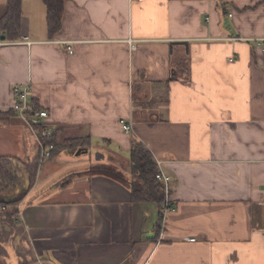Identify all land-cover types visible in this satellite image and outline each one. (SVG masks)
<instances>
[{
	"label": "crops",
	"instance_id": "1",
	"mask_svg": "<svg viewBox=\"0 0 264 264\" xmlns=\"http://www.w3.org/2000/svg\"><path fill=\"white\" fill-rule=\"evenodd\" d=\"M27 83L58 138L128 164L143 143L174 211L158 231L159 208L109 179L77 169L37 198L35 180L18 206L24 264H264V0H65L53 39L42 1L21 0L19 39L0 33V114ZM11 118L0 156L32 160Z\"/></svg>",
	"mask_w": 264,
	"mask_h": 264
},
{
	"label": "trees",
	"instance_id": "2",
	"mask_svg": "<svg viewBox=\"0 0 264 264\" xmlns=\"http://www.w3.org/2000/svg\"><path fill=\"white\" fill-rule=\"evenodd\" d=\"M41 1L46 9L47 35L49 39H53L61 30L65 0ZM20 27L21 0H6V13L0 19V33L4 35L6 41L14 42L19 39ZM9 117H15L14 113L0 114V122ZM57 134L55 131L52 140L55 145L54 156L62 147L65 149L64 152L73 155H76L77 152H79V156L89 153L91 144L87 137L60 139ZM37 173L38 161L36 156L27 164L12 157L0 156V264H6L7 248H13L17 257L26 256L29 252L22 249V246L27 243V238L19 220L18 206L21 202L20 196L25 193V186L28 185L29 189L32 188ZM90 173L109 179L128 189L133 203H154L161 211L157 224V230H160L162 210L166 206L167 195L164 186L156 180V175L159 173L157 163L143 143L136 138L131 140L129 174L133 178L132 180L125 179L122 174L110 167L95 169ZM24 175H26L25 181ZM14 192L18 194L15 196L17 200L13 202L7 203L1 198L3 195ZM15 240H17L16 245Z\"/></svg>",
	"mask_w": 264,
	"mask_h": 264
},
{
	"label": "built area",
	"instance_id": "3",
	"mask_svg": "<svg viewBox=\"0 0 264 264\" xmlns=\"http://www.w3.org/2000/svg\"><path fill=\"white\" fill-rule=\"evenodd\" d=\"M67 51L69 55L73 53L71 48H67ZM11 94L13 99L11 112L24 125L29 137L33 141L39 170L45 162H48L54 156L55 145L52 140L55 130L51 127L47 111L35 105L33 101V89L30 83L14 86ZM123 131L125 134H130L132 126H124ZM156 180L164 186L167 195V203L162 210V217H165L166 214L174 211V207L169 200V180L160 171L156 175ZM189 241L193 242L194 240Z\"/></svg>",
	"mask_w": 264,
	"mask_h": 264
},
{
	"label": "rangeland",
	"instance_id": "4",
	"mask_svg": "<svg viewBox=\"0 0 264 264\" xmlns=\"http://www.w3.org/2000/svg\"><path fill=\"white\" fill-rule=\"evenodd\" d=\"M138 104V102L135 103V105ZM10 120H17L16 118H11ZM19 123L20 121L17 120ZM21 124V123H20ZM22 125V124H21ZM32 140V139H31ZM32 145V144H31ZM64 147L58 151V155L54 156L51 160L48 162H45V164L38 170V175L36 177V185H35V194L33 197L37 198L39 197L38 194L43 191L45 188H48V186L55 184V186H63L66 187L69 180H71L73 176H75V173L77 169L79 170H86L87 173H89V176H91L92 172L95 169H100L102 167H110L117 171L112 165H115V167H120L123 170H128V163H125L123 160L120 161L117 158L110 155V152H105L104 150L91 148L89 153L82 154L80 156H75L73 154L64 152ZM70 155L67 158H64L65 155ZM22 163H26L27 159H21L19 160ZM112 166V167H111ZM41 170V171H40ZM127 176H124L127 180H132L131 176L129 174H125ZM23 179L25 181L26 175L23 176ZM51 190V189H50ZM18 192V190H17ZM17 192H14L12 194H7L1 196L4 200H13L16 199ZM50 196V195H49ZM17 240H15L16 245ZM9 254H7V257L5 259L6 264H15L16 261H21V264H24V257L19 256L17 260L12 261L13 259H16L11 252H13V249H8L7 251ZM14 253V252H13Z\"/></svg>",
	"mask_w": 264,
	"mask_h": 264
},
{
	"label": "water",
	"instance_id": "5",
	"mask_svg": "<svg viewBox=\"0 0 264 264\" xmlns=\"http://www.w3.org/2000/svg\"><path fill=\"white\" fill-rule=\"evenodd\" d=\"M76 156H79V152L76 153ZM29 190H30V189L28 188V185H26V186H25V193H24L23 195L20 196L21 198H20L19 200L22 201V200L24 199V197L27 195V193L29 192ZM15 200H17V198H16V199H13V200H5V202L10 203V202H13V201H15Z\"/></svg>",
	"mask_w": 264,
	"mask_h": 264
}]
</instances>
